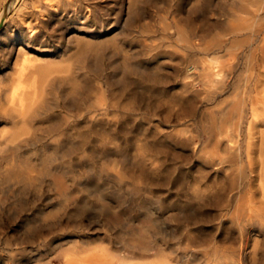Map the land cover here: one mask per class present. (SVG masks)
<instances>
[{
    "label": "rangeland",
    "instance_id": "obj_1",
    "mask_svg": "<svg viewBox=\"0 0 264 264\" xmlns=\"http://www.w3.org/2000/svg\"><path fill=\"white\" fill-rule=\"evenodd\" d=\"M4 18L0 135L28 139L0 154V264H264V0H17ZM22 94L30 124L9 117Z\"/></svg>",
    "mask_w": 264,
    "mask_h": 264
},
{
    "label": "bare ground",
    "instance_id": "obj_2",
    "mask_svg": "<svg viewBox=\"0 0 264 264\" xmlns=\"http://www.w3.org/2000/svg\"><path fill=\"white\" fill-rule=\"evenodd\" d=\"M16 1L17 0H7V2H6V4H5V10H4V12H3V14H1L0 15V27H1V25L4 23V21H5V18H4V14L9 10V9H11L14 5H15V3H16ZM262 65H264V64H262ZM213 69H209L208 68V71L206 72V77H208L210 80V82H213V83H217L218 82V79H217V77H219L220 76V74H219V72L217 73V72H215L214 73V71H212ZM61 79V78H60ZM258 83H260V82H258ZM19 85H21V84H19ZM24 85V84H23ZM26 85V84H25ZM22 86V85H21ZM20 86V87H21ZM29 87V86H28ZM15 88V87H14ZM17 88H19V86L17 87ZM21 89V88H20ZM15 90H16V88H15ZM15 90H14V93H12L11 95L10 94H8V95H10L11 96V98H10V102L9 103H11V105L13 104V103H15L16 104V102H15V97H16V93H15ZM11 92H12V90H10ZM9 91V92H10ZM20 91V90H19ZM6 92V91H5ZM16 92H18L17 90H16ZM17 94H19V93H17ZM4 95V94H3ZM34 95H36L35 93H34ZM5 97H6V95H5ZM8 97V96H7ZM24 96H23V94H22V96H20V99H19V103H20V107H21V111L17 114V112H16V115H13V114H11L10 113V111H7L8 113H10V116L9 117H11V119L14 121V123L16 122V120H17V123H24V124H27V123H31V117L29 118L28 116V118L27 119H25V115H27V114H25L24 115V113H26V112H28V111H26L25 112V110H27V108H28V106H27V108L25 107L26 106V104L27 103H25V99L23 98ZM17 98H18V95H17ZM44 98V97H43ZM1 99V98H0ZM33 99H34V97H33ZM1 100H3V99H1ZM0 100V101H1ZM17 100V99H16ZM5 101H6V99H5ZM5 101H3V102H5ZM34 101V100H33ZM2 102V101H1ZM31 102V101H30ZM32 103V102H31ZM35 103V102H34ZM5 104V103H4ZM6 105V104H5ZM36 105V104H35ZM10 106V105H9ZM15 106V105H14ZM16 106H17V104H16ZM8 107V106H7ZM11 107V106H10ZM13 107V106H12ZM18 107V106H17ZM2 108H4V107H2ZM15 108V107H14ZM26 108V109H25ZM16 109V108H15ZM9 110V109H8ZM19 110V109H18ZM15 111V110H14ZM34 111H37V110H34ZM29 114V113H28ZM9 114H7V116H8ZM31 116V115H30ZM2 117V116H1ZM3 119V118H2ZM1 119V120H2ZM34 119V118H33ZM6 120V119H5ZM7 120H8V118H7ZM254 123V122H253ZM25 126V125H24ZM5 130V129H4ZM3 130V131H4ZM11 131H13V130H11ZM14 132H15V134L16 133H19V132H17V131H15L14 130ZM20 134V133H19ZM12 135H14V134H12V133H10V132H3V133H1V135H0V154H2L3 155V153L5 152V149L7 148V147H9L10 145V147H11V153L9 154V156H7L6 155V152H5V155L4 156H6V157H4L3 156V158H5L6 160H7V162L9 163V162H11V161H15V157L17 156V153H18V150L21 148V146H22V144L26 141L25 139H28V138H20V137H18V138H20V139H18L17 137H16V135H14L16 138H14V136H12ZM23 134H21V136H22ZM24 136V135H23ZM30 139V138H29ZM29 142V141H28ZM10 150H8L9 152H10ZM1 158V157H0ZM3 158H1V159H3ZM4 159V160H5ZM25 163V162H24ZM247 178V177H246ZM5 184V183H4ZM262 187H264V186H262ZM262 189H264V188H262ZM250 202V201H249ZM252 202V201H251ZM241 205H243V204H241ZM253 205V204H252ZM254 206V205H253ZM253 206H251V205H246L245 207H243V209H242V212H243V214H244V219H245V221L246 222H249V221H253L255 218H257V217H261L260 216V214H259V211L258 210H256ZM238 220V219H237ZM244 221V220H243ZM238 223V222H237ZM245 224V223H244ZM246 225H247V223H246ZM249 225V224H248ZM239 226H241V224L239 225ZM241 232H242V230H241ZM241 234V233H240ZM242 243H244V242H242ZM241 243V244H242ZM245 246V245H244ZM240 249H242V248H240ZM165 255V253H162V255ZM171 254V253H170ZM155 255V254H154ZM159 255V254H158ZM161 255V256H162ZM157 256V255H156ZM160 255H159V257H161ZM186 256V255H185ZM121 257H123V256H121ZM222 257V256H221ZM241 257L242 256H240V261H241ZM125 258V257H124ZM186 258V257H185ZM217 258V257H216ZM235 259V258H234ZM124 260V259H123ZM128 260V259H127ZM243 260V259H242ZM101 261H103L102 259H101ZM105 261V260H104ZM208 262V261H207ZM215 262V261H214ZM157 263H158V261H157ZM194 263V262H193ZM156 264V263H155ZM161 264V263H160ZM163 264H167V263H164L163 262ZM242 264V263H241Z\"/></svg>",
    "mask_w": 264,
    "mask_h": 264
},
{
    "label": "water",
    "instance_id": "obj_3",
    "mask_svg": "<svg viewBox=\"0 0 264 264\" xmlns=\"http://www.w3.org/2000/svg\"><path fill=\"white\" fill-rule=\"evenodd\" d=\"M2 26V25H1Z\"/></svg>",
    "mask_w": 264,
    "mask_h": 264
}]
</instances>
